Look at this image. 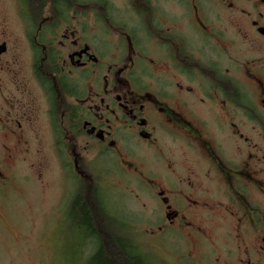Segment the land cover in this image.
Returning a JSON list of instances; mask_svg holds the SVG:
<instances>
[{
    "label": "flooded vegetation",
    "instance_id": "1",
    "mask_svg": "<svg viewBox=\"0 0 264 264\" xmlns=\"http://www.w3.org/2000/svg\"><path fill=\"white\" fill-rule=\"evenodd\" d=\"M21 1L34 28L24 39L46 78L35 64L30 79L21 77L11 54L1 61L0 131L14 140L3 158L26 152L47 121L60 162L71 157L77 185L91 180L84 155L98 153L150 192L156 208L141 235L167 248L175 264H264V0ZM42 4L50 14L39 21ZM225 13L240 42L232 41ZM1 46L0 59L9 54ZM191 163L226 212L210 197L206 205L194 201L195 192L179 184L187 174L192 180ZM95 197L96 210L112 221V264L130 259L131 248L147 259L127 224ZM221 213L231 224L225 243L214 230ZM95 226L103 234L105 225ZM86 241L90 254L81 264L97 252Z\"/></svg>",
    "mask_w": 264,
    "mask_h": 264
},
{
    "label": "rangeland",
    "instance_id": "2",
    "mask_svg": "<svg viewBox=\"0 0 264 264\" xmlns=\"http://www.w3.org/2000/svg\"><path fill=\"white\" fill-rule=\"evenodd\" d=\"M23 5L20 0H0V45L5 43L9 52L0 59V64L11 54L10 64H19L21 77L30 79L35 64L45 80L46 77L41 73L44 65L42 62L37 64L24 39L26 33L34 32V28L29 22H25L27 12L23 9ZM49 9L47 4L46 7L42 4L36 18L39 21L44 19L50 14ZM222 18L228 19L226 22L232 33V41L240 42L239 35L236 34L237 29L232 25L228 14H223ZM243 31L248 30L243 29ZM244 42L246 40H243ZM243 48L246 46L243 45ZM102 58L106 60L108 57ZM37 104L39 105L38 100ZM1 105L0 91V108ZM41 107L44 108L45 117L46 101L41 103ZM0 116H2L1 110ZM33 132L29 138V145L25 146L26 152L19 148L12 153L11 159L6 160L3 158L4 145L11 148L14 140L6 137L5 134L9 136L6 132L0 131V174H2L0 176V264H81L82 259H87L90 253L85 254L88 243L86 234L78 230V217L83 209L77 208L76 215L71 216L68 208V200L76 189L77 192H82L94 214L96 209L93 190L94 193L100 194L103 198L101 203L107 207L113 219L127 224L131 241L143 248L144 252H150L147 259L151 264H175L176 260L171 259L167 248L162 249L146 242L141 235L143 224L150 222V214L156 208L154 200L151 199L153 196L142 184L124 173L115 159L93 153L89 156L84 155L86 174L91 180H78L82 185H77L72 172L71 157L67 155L66 159L60 162L56 146L57 138L53 136L48 122H44ZM193 164L191 163V166ZM197 167L195 164L192 166V171L195 172L192 180L187 174L186 177L180 178L179 184L195 192L191 196L194 201L206 205L210 197L215 205L217 203L224 205L217 207L216 211L226 212L228 206H225L224 199L219 198L215 193L216 190L207 184ZM66 173L69 174L65 178ZM186 180L191 182L182 184ZM221 214V217H215L214 230L218 234L217 241L225 243V240L231 238L227 226L231 224L227 215ZM224 216L223 226L219 219ZM96 217L101 222L102 217L100 215ZM195 222L202 223V221ZM102 224L105 225L106 237L114 232L112 221ZM209 234L214 236L213 230H209ZM84 254L87 257H82ZM82 264L88 263L86 261Z\"/></svg>",
    "mask_w": 264,
    "mask_h": 264
},
{
    "label": "trees",
    "instance_id": "3",
    "mask_svg": "<svg viewBox=\"0 0 264 264\" xmlns=\"http://www.w3.org/2000/svg\"><path fill=\"white\" fill-rule=\"evenodd\" d=\"M23 9L27 11V6L23 5ZM38 10L36 11V13H34V16H37ZM82 185V184H81ZM94 193V190H93ZM94 202L96 201H100L99 197H95L93 198ZM77 208H81L83 209L82 214L78 217L79 222H78V228L86 234V236L88 238H90V240L92 242H94L95 245H97V252L96 254L91 258L88 259L87 263L88 264H112V262L110 261L109 257H108V253L107 250L109 249V243L107 240V237L105 235V233L103 232V234L101 232H97L96 231V226L98 224H102V223H106L107 222V216L104 215L103 213H101V211L96 210V213L94 215L93 211L92 214L90 212V208L88 206V201L85 200L84 195L82 194V192H78L77 197L75 198V200L73 201V207L71 209V216L76 215V209ZM96 209V208H95ZM75 212V213H74ZM100 215V217H102L101 222H99V220L97 219L96 216ZM94 216V217H93ZM114 221L116 223H119V221L117 219H114ZM99 235V237H98ZM96 237V240H95ZM119 243H116L114 249L117 247H119ZM131 250L133 251V253L129 254L130 259H114L115 260V264H149V260L148 259H140L137 254L135 253V251L131 248Z\"/></svg>",
    "mask_w": 264,
    "mask_h": 264
},
{
    "label": "water",
    "instance_id": "4",
    "mask_svg": "<svg viewBox=\"0 0 264 264\" xmlns=\"http://www.w3.org/2000/svg\"><path fill=\"white\" fill-rule=\"evenodd\" d=\"M5 52V46H1L0 47V54L4 53Z\"/></svg>",
    "mask_w": 264,
    "mask_h": 264
}]
</instances>
